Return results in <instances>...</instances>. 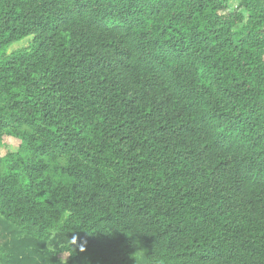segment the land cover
<instances>
[{
  "label": "trees",
  "instance_id": "trees-1",
  "mask_svg": "<svg viewBox=\"0 0 264 264\" xmlns=\"http://www.w3.org/2000/svg\"><path fill=\"white\" fill-rule=\"evenodd\" d=\"M0 149V264H264V0H0Z\"/></svg>",
  "mask_w": 264,
  "mask_h": 264
},
{
  "label": "rangeland",
  "instance_id": "rangeland-1",
  "mask_svg": "<svg viewBox=\"0 0 264 264\" xmlns=\"http://www.w3.org/2000/svg\"><path fill=\"white\" fill-rule=\"evenodd\" d=\"M237 5H238V0H227V11H233V10H235L236 7H237ZM28 40L29 39L27 38V39H24L23 41H21L20 43L14 44L10 48V50L17 49V48L22 47V46H26ZM7 143L8 144H7L6 149L8 148L9 150H14L16 148V146H17V141L12 140V139H7ZM3 154H4V150L3 149H0V155H3Z\"/></svg>",
  "mask_w": 264,
  "mask_h": 264
}]
</instances>
